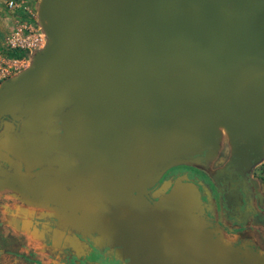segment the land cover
Instances as JSON below:
<instances>
[{"label":"water","instance_id":"95a60500","mask_svg":"<svg viewBox=\"0 0 264 264\" xmlns=\"http://www.w3.org/2000/svg\"><path fill=\"white\" fill-rule=\"evenodd\" d=\"M35 17L44 47L0 82H33L40 124L20 138L92 134L102 148L84 147L86 165L124 174L197 150L217 125L252 152L264 145V0H40ZM165 197L153 227L174 258L211 264L193 189L175 184Z\"/></svg>","mask_w":264,"mask_h":264},{"label":"rangeland","instance_id":"374dc122","mask_svg":"<svg viewBox=\"0 0 264 264\" xmlns=\"http://www.w3.org/2000/svg\"><path fill=\"white\" fill-rule=\"evenodd\" d=\"M31 11L35 15L36 9L31 8ZM6 12L10 22L12 14ZM3 37L0 35V41ZM55 123L57 128L61 126L59 121ZM54 133L53 154H50L54 169L50 170L44 164L39 171L43 174L36 178L24 166L15 173L16 176L11 175L15 186L21 184L22 188H15L12 183L0 189V234L5 239L0 240V247H17L20 251L32 249L36 238L31 228L39 220L41 225H49L55 235L53 230H66V235L72 237L75 234L76 239V235L81 233L87 235L94 250L100 252L93 253L92 259L96 264H185L174 258L171 251L173 246L160 237L162 233L153 224L161 220L166 211L163 203L172 187L186 184L195 193L193 216L214 244L211 264L263 263L255 255L260 254L257 251L260 248L252 241H243L255 236L250 231L254 225L249 227L251 222L242 218L226 219L221 202L213 204L208 185L198 172L210 178L217 188L216 177L225 168H233L240 173L244 186L252 181L264 188V145L258 153L252 152L245 148L243 142L229 136L223 126L217 125L212 138L202 142L197 150L175 152L142 174L141 170L133 169L127 175L121 165H110L111 168L107 169L106 166H98L97 160V165H86L82 156L84 147L102 148L100 140L94 135H88L89 141H67L62 140L61 130ZM70 159L73 161L69 162ZM74 166L82 172L81 180L87 189L82 192L80 205L68 206L64 205L65 201L68 199L72 202L78 196L72 193L78 183V179H73L78 173ZM68 169L75 172L65 173L64 170ZM103 170L107 172L103 173ZM48 171L52 173L47 174ZM5 175L3 172L0 177ZM37 184L43 191L41 195L35 193ZM137 184L141 191L137 189ZM48 185L55 189L50 196L46 194ZM63 188L69 195L65 194ZM48 198H56V203H44ZM216 209L219 211L218 217ZM41 243L45 245L46 240ZM60 258L68 264L72 261L70 254L61 255ZM0 264H18V261L0 249Z\"/></svg>","mask_w":264,"mask_h":264},{"label":"crops","instance_id":"0c3cea01","mask_svg":"<svg viewBox=\"0 0 264 264\" xmlns=\"http://www.w3.org/2000/svg\"><path fill=\"white\" fill-rule=\"evenodd\" d=\"M6 1L7 0H0L1 36L5 35L4 33L7 32L12 22V16L10 17V22L7 16V10L5 8ZM23 1L26 2L30 8H34L36 10L40 3V0ZM0 46H2V41H0ZM33 88V82L32 80L30 81V76L26 75L22 78L12 80L0 91V174L3 172L6 173L5 176H1L0 189L6 187L7 185L10 186V184L13 183L11 175H15V173L19 172L24 166L29 168V170L32 171V175L36 178L43 174L42 171H39L42 170V166L44 167V164L46 168L50 170L54 169L52 165V155H50L51 153L53 154V145L48 143V138L28 135V138L23 139L17 135V133L21 134L23 132H34L39 127L38 124H40V122L31 118L34 105L30 96L33 92ZM53 127H56V123L53 124ZM71 161L73 160L70 159L69 162ZM70 167H72V165ZM74 168V170H77L78 173H76L77 176L73 179L75 181L78 179V183L73 187L74 191L72 190V193H77L78 196L76 197L75 195L76 200H73L72 202L67 199L64 205L68 206L80 205L82 192L87 189L81 180L82 172L76 166H74ZM75 171H71L69 169L64 170L65 173L68 172L70 174ZM49 173L52 172L48 171L47 174ZM73 175L75 176V174ZM13 186H15L14 183ZM22 186L23 185L18 184L15 188H22ZM48 188L49 191L46 192L47 195H49L51 189L50 187ZM35 193L36 195H41L43 192L36 191ZM65 194L68 193L65 192ZM44 203L48 205L51 203L55 204L56 199L52 200V198H48ZM47 209L51 208L48 207ZM79 215L81 214L79 213ZM79 220H82L81 217H79ZM47 226L48 225L44 226V224L41 225L38 220L31 228V232H34V237L36 238L32 245V249L37 255H41L46 259L44 261L40 256L41 264H68L64 259H59L61 255L66 254H70L72 258L77 260L74 264H96L94 260L90 259L91 248L87 244V235L84 236L81 233V239L79 240L78 238L76 239L75 236L69 237L66 235V230L58 232L54 231V233H56L55 235ZM120 235L122 236V234ZM55 239H58L59 241H55ZM45 240L46 244L44 245L41 242ZM54 254H57V256Z\"/></svg>","mask_w":264,"mask_h":264},{"label":"flooded vegetation","instance_id":"af4514ba","mask_svg":"<svg viewBox=\"0 0 264 264\" xmlns=\"http://www.w3.org/2000/svg\"><path fill=\"white\" fill-rule=\"evenodd\" d=\"M198 173L202 175V177L205 179L208 185L213 204L217 205L218 202H221V207L225 211L226 219L233 220V219L242 218L244 221L248 220L251 222V224L248 225L249 227L251 225H254L252 226L253 229L250 231L255 233V236H253L250 239L247 237L243 239V241H252L254 244L258 246V248H260L257 250L259 251L260 254L258 255L255 253V255L257 256V258L261 259V261L263 262L261 264H264V188L263 186L259 187V183L253 184L252 181H248V186H244L240 173L234 170L233 168L230 169L225 168L224 170H222L221 175L216 177V182L218 186L217 188H215L214 182L210 180V178H208L204 173L202 172H198ZM48 187L51 188L49 192V196H50L55 192V189L53 186L51 187V185L50 186L48 185L47 191H49ZM63 190L67 192L66 188H63ZM36 191L43 192L42 190L39 189L38 184L36 185ZM216 207L218 208L219 206ZM216 211H217L216 217H218L219 211L217 209ZM229 225L232 224L229 222ZM47 227H49V225ZM53 231L58 232L56 230ZM76 236L78 240L81 239L80 235H76ZM0 240L1 241L5 240L2 238L1 234H0ZM87 241H88L87 242L88 246L91 248L90 259H92L93 253L98 251L94 250L92 246L93 244H91L89 239H87ZM14 244L16 245V243ZM0 249L1 251L9 254L11 258L16 259L18 261V264H21L19 259L20 257L17 254V250H18L17 247L13 249L14 252L12 253H9L7 251L9 249H7L5 246L0 247ZM26 250H30L34 254H36V252H34L33 249L31 248H28ZM37 257H38V261L35 262L34 264H41L40 256L37 255ZM71 260L72 261L70 264H74L75 262H77V260L74 258H71Z\"/></svg>","mask_w":264,"mask_h":264},{"label":"built area","instance_id":"2783aa9c","mask_svg":"<svg viewBox=\"0 0 264 264\" xmlns=\"http://www.w3.org/2000/svg\"><path fill=\"white\" fill-rule=\"evenodd\" d=\"M5 8L12 14V22L3 37L2 47L10 51H20L23 56L6 58L0 55V82L25 70L31 55L41 50L46 43L45 35L26 2L7 0Z\"/></svg>","mask_w":264,"mask_h":264},{"label":"trees","instance_id":"16d2710c","mask_svg":"<svg viewBox=\"0 0 264 264\" xmlns=\"http://www.w3.org/2000/svg\"><path fill=\"white\" fill-rule=\"evenodd\" d=\"M0 55L6 57V58H18V57H22L23 53L20 51H10V50H6L5 48H3L2 46H0ZM6 119V118H4ZM9 253L14 252L13 249H9L7 250ZM17 254L19 255V259L21 264H34L35 262L38 261V257L36 254H34L32 251L30 250H22V251H18L17 250Z\"/></svg>","mask_w":264,"mask_h":264}]
</instances>
